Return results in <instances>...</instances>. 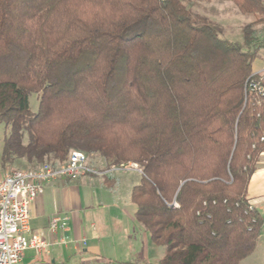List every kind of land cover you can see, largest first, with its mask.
Listing matches in <instances>:
<instances>
[{"label": "trees", "instance_id": "16d2710c", "mask_svg": "<svg viewBox=\"0 0 264 264\" xmlns=\"http://www.w3.org/2000/svg\"><path fill=\"white\" fill-rule=\"evenodd\" d=\"M199 1L0 0L1 168L57 170L75 151L101 157L104 176L132 162L158 264H241L264 225L248 199L264 153V96L249 88L264 2L230 0L261 17L230 41L192 12Z\"/></svg>", "mask_w": 264, "mask_h": 264}, {"label": "crops", "instance_id": "0c3cea01", "mask_svg": "<svg viewBox=\"0 0 264 264\" xmlns=\"http://www.w3.org/2000/svg\"><path fill=\"white\" fill-rule=\"evenodd\" d=\"M252 72L264 83V49L255 59ZM88 168L95 171L94 167ZM3 175L1 169L0 181ZM116 182L109 179L104 183L110 187ZM70 183L73 181L66 179L47 183L43 193L32 203L27 235L42 233L50 247L41 255L28 249L19 264H82L72 263L73 258L80 256L81 259L82 256L93 260L104 258L110 264H153V261L158 264L162 252L150 246L153 244L149 235L134 218L136 210L119 202L103 205L90 200L80 194L81 186H69ZM260 187H264V153L248 187V199L254 207L264 197L259 194ZM56 214L68 217L71 227L70 243L61 248L54 243L60 233L53 236L49 231L51 219Z\"/></svg>", "mask_w": 264, "mask_h": 264}, {"label": "built area", "instance_id": "2783aa9c", "mask_svg": "<svg viewBox=\"0 0 264 264\" xmlns=\"http://www.w3.org/2000/svg\"><path fill=\"white\" fill-rule=\"evenodd\" d=\"M251 92L264 96L262 82L251 81ZM263 140V139H262ZM88 158L75 151L71 154L67 164L57 170L49 165L41 166L35 170H7L0 181V264H19L28 249H34L37 254L47 253L50 247L42 233L28 236L30 207L36 198L43 193L44 187L57 179L76 181L80 177L92 172L87 165ZM136 165L122 164L114 171L136 170ZM100 174L104 175L100 172ZM174 207H178L176 201ZM255 208L251 205V209ZM50 233L54 236L60 233L55 240V245L60 248L69 245L71 227L66 216L56 214L49 226Z\"/></svg>", "mask_w": 264, "mask_h": 264}, {"label": "rangeland", "instance_id": "374dc122", "mask_svg": "<svg viewBox=\"0 0 264 264\" xmlns=\"http://www.w3.org/2000/svg\"><path fill=\"white\" fill-rule=\"evenodd\" d=\"M264 2V0H262ZM190 8L192 12L198 15H203L214 21L221 28V35L230 41H239L241 39L242 29L248 25L258 22L260 16L251 14H243L237 5L230 0H201L199 2H191ZM256 30L264 29V22L255 25ZM240 33V34H239ZM240 35V36H239ZM30 105L32 112L36 113L39 107V96L32 94L30 97ZM5 135V127L0 125V158L2 153L3 138ZM80 152V151H78ZM25 162H22L24 164ZM86 165L88 167H94L96 172L87 174L85 177H81L69 186H81V192L84 197L94 200L103 205L113 204V202H119L121 205L127 208L131 207L132 210H136L135 205L131 202L130 193L131 189L138 185L141 181L140 169L136 165V170L131 171H115L107 173V175L100 174V170L103 167V160L98 155H93L88 158ZM125 165H135L129 162ZM0 159V170H1ZM25 169V166L14 165L9 170ZM5 172V171H4ZM115 179L116 183L112 186L105 184L106 179ZM62 179H60L61 181ZM264 196V187L259 188V194ZM250 197V196H249ZM261 203L256 204L255 208L260 212L264 220V197L261 198ZM145 232V231H144ZM146 233V232H145ZM147 234V233H146ZM154 250H160L161 247L150 245ZM72 263L82 264H110L104 258L90 259L84 256L73 258ZM153 264L157 262L153 261ZM241 264H264V225L261 237L259 239L256 250L252 255L244 259Z\"/></svg>", "mask_w": 264, "mask_h": 264}]
</instances>
